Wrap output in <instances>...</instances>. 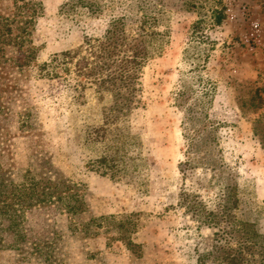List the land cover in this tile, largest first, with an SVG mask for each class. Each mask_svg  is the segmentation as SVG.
<instances>
[{"label": "rangeland", "instance_id": "rangeland-1", "mask_svg": "<svg viewBox=\"0 0 264 264\" xmlns=\"http://www.w3.org/2000/svg\"><path fill=\"white\" fill-rule=\"evenodd\" d=\"M36 1L31 40L0 49V207L21 214L14 228L0 219V264H220L225 251L246 255L255 233L264 245V0H198L202 13L216 1L225 11L202 43L196 8L169 0L163 49L143 68L130 115L131 158L114 177L91 163L105 141L87 138L93 128L102 137L110 97L72 64L56 77L43 64L103 35L135 0ZM14 11L0 0L1 16ZM28 171L40 191L55 184L52 200L21 190ZM198 204L234 222H210Z\"/></svg>", "mask_w": 264, "mask_h": 264}, {"label": "trees", "instance_id": "trees-1", "mask_svg": "<svg viewBox=\"0 0 264 264\" xmlns=\"http://www.w3.org/2000/svg\"><path fill=\"white\" fill-rule=\"evenodd\" d=\"M14 2L13 16L0 15V49L4 44H14L24 48L26 42L31 40L29 37L35 26V16L42 8L41 3L36 0H14ZM133 7L136 11H133L131 15L114 17L100 37H87L84 44L77 50L55 54L49 62L43 64L46 69L45 74L52 77L58 76L57 68L63 66L70 71L68 65L72 64L78 77H84L94 84L99 98L102 99L105 95L110 97V104L102 111L103 124L100 127L103 131L102 137L92 136L91 132L96 131L93 128L89 131L87 138L91 142L105 141L103 155L91 163L97 167L98 171L111 174L113 177L126 173L127 159L131 158L127 150L135 138L130 133L129 121L130 115L139 103L143 68L151 58L161 54L162 40L166 33L159 30V26L166 18L167 11L172 8L169 0H135ZM201 7L203 3L198 0H183L180 7L188 10L196 8L199 12L201 17L193 24L192 35L194 38H200V43L208 40V36L204 34L207 24L220 25L225 19L221 1H216L210 6L209 13H202ZM31 174V171L26 173L27 180L22 184L21 190L35 202L52 200L55 197V184L42 185L40 191V181ZM66 188L69 187L66 186ZM78 196L80 194L77 191L61 193L58 200H69ZM24 197L20 195L18 198L21 200ZM81 200L80 198L77 201L81 202ZM76 203L74 202L71 207L73 210L79 208L75 206ZM189 206L193 212L199 216L203 214L201 216L208 218L210 222L217 223L221 217L226 219L228 215L232 222L235 219V216L227 209L216 212L205 210L201 204ZM6 214L9 226L14 228L18 223L17 218L21 215L19 210H4L1 206L0 219L6 217ZM94 220L91 218V221ZM87 225H91V222ZM242 231L245 232L244 228ZM258 237L257 233L254 237L252 236L246 255L237 250L235 254L225 251L218 258V262L220 264H264V245H261ZM255 252L257 255L254 254Z\"/></svg>", "mask_w": 264, "mask_h": 264}]
</instances>
